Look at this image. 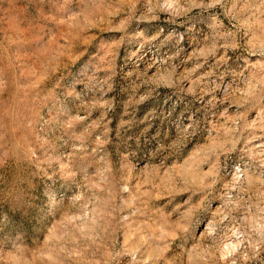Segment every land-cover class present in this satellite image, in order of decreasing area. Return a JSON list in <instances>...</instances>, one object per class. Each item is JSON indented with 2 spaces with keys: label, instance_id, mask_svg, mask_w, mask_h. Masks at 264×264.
<instances>
[{
  "label": "rangeland",
  "instance_id": "rangeland-1",
  "mask_svg": "<svg viewBox=\"0 0 264 264\" xmlns=\"http://www.w3.org/2000/svg\"><path fill=\"white\" fill-rule=\"evenodd\" d=\"M0 264H264V0H0Z\"/></svg>",
  "mask_w": 264,
  "mask_h": 264
},
{
  "label": "bare ground",
  "instance_id": "bare-ground-1",
  "mask_svg": "<svg viewBox=\"0 0 264 264\" xmlns=\"http://www.w3.org/2000/svg\"><path fill=\"white\" fill-rule=\"evenodd\" d=\"M231 236H232V235H231ZM231 238H232V237H231ZM226 240H227V241H230L231 239H226ZM224 241H225V240H224ZM231 242H232V241H231ZM223 243H224V242H223ZM228 243H229V242H228ZM224 244H225V243H224ZM224 244H223V245H224ZM230 244H231V243H230ZM228 246H230V245H228Z\"/></svg>",
  "mask_w": 264,
  "mask_h": 264
}]
</instances>
